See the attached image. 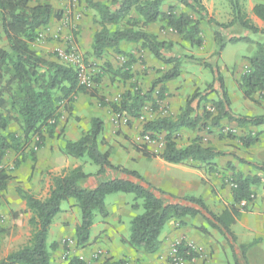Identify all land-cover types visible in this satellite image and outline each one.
<instances>
[{
    "label": "trees",
    "instance_id": "trees-1",
    "mask_svg": "<svg viewBox=\"0 0 264 264\" xmlns=\"http://www.w3.org/2000/svg\"><path fill=\"white\" fill-rule=\"evenodd\" d=\"M83 1L99 16L100 29L93 35L91 55L100 59L110 50L126 59L114 70L109 64L104 63L109 73L112 72L111 79L122 82L131 80L133 78L131 68L140 61L134 55L124 53L120 46L122 43L139 46L157 62L169 68L152 81L148 91L131 84L129 89L121 94L118 102H107L98 94L102 75L97 77L99 80L94 79L95 86L90 88L80 83L79 72L74 67L55 61L53 55L40 56L33 49L32 44L36 41L39 31L51 19L60 18V12L54 10L49 0H36L33 4L31 0H0V35L5 42V45L0 47V96L3 89L10 92L14 88V93L9 97V104L17 116L14 120L18 122L21 132L20 135L6 133L0 136V198H3L10 180L9 174L2 166L7 151L11 149L17 154L12 163L13 168H17L28 156L34 161L36 150L43 147L46 138L56 136V127L62 112L71 114L77 95L95 98L100 107H107L117 115L123 114L130 119H137L147 103L156 108L157 103L153 97L156 87L159 86L157 101L165 98L166 84L180 75L181 59L197 61L192 56H175L172 53L175 44L159 40L156 34L146 31L147 26L160 23L163 28L177 35L180 42L190 48H201L204 44L201 35L203 19L216 28L214 41L219 48L215 53L216 57H219L226 43L248 42V38L241 36L224 40L220 29L237 26L241 30L264 35V29L258 28L248 18L240 0H225L232 15L228 23H219L209 17L200 0H180L184 7L200 16L198 19L187 13L176 14L173 6L163 11L162 6L167 0H109V4L93 0ZM251 12L264 22V3H255ZM204 67L209 69L212 82L218 87L219 99L212 103L215 114L204 111L203 120L196 114L192 115L193 102L196 101L198 107L200 102L206 101V96L195 92L187 99L185 107L175 118L169 116L155 118L145 122L142 130L143 134L164 133V148L159 155L163 162L172 165L196 162L207 165L208 172H212L214 160L224 153L213 147L203 146L200 138L179 147L176 143L177 132L181 129L195 130L201 120H209L210 125L215 128L219 127L220 121L223 120L235 123L238 127L257 128L264 125V115L233 114L219 69L206 63ZM237 88L245 100L253 102L256 94L264 100V43L256 44L255 54L247 59V70L240 76ZM0 104L3 106L1 97ZM10 120H12L10 116L0 115V131L7 130ZM103 125L100 118H91L88 131L76 141H63L60 153L75 159L86 158L98 167L96 176L107 172L118 176L101 181L92 190H86L81 188L80 183L89 177V174L84 173L79 166L53 176L51 188L44 199H37L16 188L18 197L25 202L31 214L28 220L30 237L26 245L0 259V264H52L51 253L57 250L58 244L54 242L47 245V236L54 217L61 212V202L66 200H72L80 211L81 220L75 227L74 237L78 246H84L89 241L90 229L94 225L96 215L102 219L108 217L105 198L113 194H131L134 197L131 209L137 211L140 206L142 208V213L130 221L129 237L123 241L130 248L154 254L161 247L160 236L168 222L184 217L201 216L209 227L216 229L226 239L234 255L233 264H242L235 256L236 237L231 231V226L243 212L248 211L247 205L253 197L252 187L258 185L261 179L255 175H235L233 180L235 187L231 194L232 204L220 214H215L207 208L200 197H177L152 186L138 172L113 165L109 160V152H101L99 149V145L102 144L99 137L103 132ZM200 126L206 127L205 123ZM228 136L234 137L231 134ZM33 140L32 147L25 153V148ZM240 142L244 147L253 146L258 143V135L253 136L249 133L241 137ZM137 151L146 158L155 157L144 146L137 147ZM239 162L264 173V163H250L242 159H239ZM138 201H141L140 206ZM242 202H245V205H241ZM12 215L17 219L20 213L14 212ZM199 231L203 234L208 232L204 228ZM239 249L244 259L246 246L240 245ZM196 257V252L184 242L175 248V258L182 262H191ZM68 264L85 263L73 257L69 259Z\"/></svg>",
    "mask_w": 264,
    "mask_h": 264
},
{
    "label": "rangeland",
    "instance_id": "rangeland-1",
    "mask_svg": "<svg viewBox=\"0 0 264 264\" xmlns=\"http://www.w3.org/2000/svg\"><path fill=\"white\" fill-rule=\"evenodd\" d=\"M64 1L65 6L67 5L71 12H68V10L62 9L60 7L58 8V6L54 7L55 11L60 12V19H62L64 23L68 24L70 20L72 21L73 13L84 14L83 7L85 6L80 7V3H85L87 5L85 1ZM100 1H105L107 4H109V0ZM200 1L201 4L207 8V12H212L211 16L217 22L228 23L231 20V9L225 0ZM250 1L252 3H264V0ZM34 2H36V0H31L32 4ZM240 2L242 4L243 10L245 11L249 0H240ZM73 4L75 5L74 9L78 7L80 9H76L73 12ZM169 6H173L175 8L176 14L187 13L194 19H198L200 17L199 15L193 13L190 9L184 7L180 0H167L162 6V10L166 11ZM86 8L90 7L87 5ZM77 18L80 19V16ZM201 27V35L204 39L203 46L201 48H190L186 44L180 42L177 35L172 33L169 29L163 28L162 24L155 23L151 25V29L157 33L156 35L159 40L171 41L175 44L172 48V53L175 56H192L197 61L181 59L180 75L177 79L166 84V93L163 100L157 101V90L159 86L155 88L153 97L157 103L156 108H153L151 103H147L141 111L139 118L137 119H130L123 114H115L113 120V131H115V137L118 139L115 140L116 143H122L124 145L121 146L122 150L120 152L121 155H123V158H125V156L131 155L129 149L137 151V147L144 146L146 148V144H150L155 151H158L161 147H164V133L143 134L142 126L145 122L158 117L169 116L175 118L185 107L187 99H189L195 92L200 93L201 96H206V101L200 102L198 107L196 106L197 102L194 101L192 104V108L194 109L192 115L196 114L199 117H202L204 111H209L213 115L215 114L212 110V103L219 99L218 87L216 83L212 82L211 73L209 69L204 67V63L216 66L219 69L224 80L230 102V109L233 114L244 116L264 115V100L260 98L258 94L254 95L253 102L245 100L237 88V83L240 79V76L247 70V59L255 54V46L257 43H264V35L241 30V28H238L237 26L220 29L224 40H227L231 37L241 36L243 38H248V42L240 41L237 43H226L223 50H221L219 57H216L215 53L219 51L218 45L214 41V33L216 28L209 25L203 19L201 20ZM44 28L45 27L39 31L38 37L34 44H32V47L37 45L39 46V44L43 43L48 44L50 42L51 38L45 36L44 32L46 30H44ZM78 29L79 28L77 24L68 27L66 37H58L57 42L64 43V48L61 49H63V53L66 54V56H68L72 47H76L77 53L79 54L77 59L84 67L82 75H84L86 81L89 82L88 87L93 88L95 86L94 79L100 75H102L101 85L103 83H118V86H115L114 89H112L113 87L108 86L111 91H114V94H108V99L107 97H103L107 101H115V99H117L115 102H118L121 94L129 89L131 84H136V86H138V88L141 90L148 91L151 88L152 81L158 78L169 68V66L160 62H157V65L155 66H147V61H145V57H143L141 54L143 50H141L139 46L134 44H124L121 46L122 51L127 54L133 53L132 55H134L136 58L138 57L140 61L137 65L134 64L131 68V74L133 76L131 80L122 82L120 80L118 81L111 79L112 72L109 73L107 70L108 68L104 63L109 64L114 70L115 68L119 67L122 62H125L126 59L121 55L114 56V53L112 54L110 50L106 51L102 58H94L91 53L85 52L84 49L78 45L79 41L81 42V35ZM88 31L89 32L88 35H86V38L92 34L91 30ZM40 35L41 37H39ZM83 42H87V39L84 38ZM4 45L5 42L0 35V47H3ZM49 51L50 52L46 55L56 54L57 56V50ZM136 53H139L140 56H137ZM59 60L63 65L74 67L72 63H69L67 60ZM97 79L99 80L100 78ZM101 85L98 88V94L100 93ZM12 93H14V88L10 92L5 91L4 89L1 92L0 97L2 98L3 106L0 104V115H8L12 120H10L7 130L5 132H0V136L5 135L6 133H14L16 135L21 134L18 122L14 120L17 116L13 109L10 108L11 106L9 104V97L12 95ZM88 116L89 115L87 113L82 112L79 113V116L70 114L65 121V125L70 122L79 125L78 128H82L85 122H87ZM202 120L198 128L195 130L181 129L178 131L176 134V143L179 147H184L194 139L200 138L201 144L203 146H210L224 153L223 156L214 160V164L212 165V169L214 171L208 172L209 169L207 165L196 162H187L184 165H172L167 163L165 164V162L155 164L157 162H154L153 159H144L140 161L128 162L123 160V163L129 170L139 172L140 174H144V170H149L151 174L158 175L160 179L171 175L176 177V179L190 178L192 181H197L200 184L199 186L197 185L195 192L202 194V197L203 193L205 196L209 195V200H206L207 202L204 203L206 204L207 208L214 213L220 211L221 206L224 205L225 202L230 198L229 196L232 194V189L235 187L233 182L235 175L241 174L245 176L248 173L257 170L253 167L240 163L239 159L250 163H264V149H256L254 148L255 145H253L254 147H244L240 142L241 137H244L250 133L253 136L258 135L259 144L261 142L260 139H262L264 135V125L257 128L249 126L238 127L235 123L223 120L220 121L219 127L215 128L210 125L209 120ZM202 123H205L206 127H201L200 125H202ZM70 129L71 128H69V131ZM229 134L233 135L234 137L228 136ZM150 137H152V139ZM113 141L114 140H112V142ZM33 143L34 140L31 141L27 148H25V153H28ZM106 144L107 143H105L104 140L101 148H107ZM37 151L38 150H36V152ZM262 159L263 161H261ZM71 160L72 158L69 161ZM84 161L87 162L88 160L85 158ZM12 163L13 162L11 161V163H9L6 167L2 165L6 169L9 176L10 172L12 171L9 167L12 166ZM89 168L92 170H98V167L92 163L89 165ZM85 170L88 171V168L86 167ZM252 191L253 197L250 203L247 205L248 211L243 212L237 219V222H235L236 224L231 226V231L236 237L235 256H237L242 264H264V235L262 237V234H260L261 231L256 226V216L254 215V213L261 214L263 216L261 221L264 223V183L260 182L258 185L253 186ZM119 195L124 197V204L127 202L126 206L130 204L132 205L134 203V197L131 194L109 195L105 198V207L110 214H112L115 208H117L115 204H120V202L117 201ZM175 196L185 197L188 195L181 196L175 194ZM71 203H73L72 200L62 201L60 208L61 210H64V212L68 211L70 213L68 214V222L69 226L73 228L74 222L77 221L80 223L81 214L78 208L75 206H70ZM137 203L139 206L141 205V201H138ZM0 211L4 216L6 210L0 208ZM27 211L28 210H26V212ZM130 211L132 212L133 210L131 209ZM61 212L54 217L53 221L55 226L52 228L50 227V232L48 233L46 241L47 245H51L58 240V242H56L58 244L57 250L52 251L51 253L52 264H68L69 259L73 257L78 258L85 264H233L234 261V255L231 253L226 239L216 229L209 227L201 216L189 217V221L187 223L180 222V220H171L169 222L170 231L167 234V237L164 239V245L162 242L161 247L156 253L147 254L140 249L130 248L123 241H121V248L117 247L115 249L107 248L103 243L99 242V238L101 237V233L99 232L104 228L107 222L110 225L109 229L116 228V225H114L113 221L111 219L109 220V215L105 219H102L99 215H96L94 225L90 229L89 241L84 246H78L75 241L74 233L71 236V232L62 231V229L57 226V223L62 222L64 217V212ZM134 212L136 215L142 213L141 206L139 210ZM20 214V219H23L25 213L20 212ZM10 216L11 215H9V217ZM9 217L6 216L5 222H3V218L0 221V259H3L10 253L17 251L28 242L27 236L25 234L26 231H23L21 226L17 228L8 224L7 221L9 220ZM128 218L129 217L123 218V223L120 228V234L123 236L129 235ZM11 219L13 221L15 218L11 217ZM187 225H190L192 234H199L202 239L200 244L187 243L185 240L181 241L197 254V257L191 262H182L175 260L174 258V249L176 243H181L179 241L181 237L171 239L169 236L172 232L177 231L179 227ZM166 227L167 225L165 228ZM169 228H167V230ZM201 228L206 229L208 231L207 234L201 233L199 231ZM27 231V233L30 234V227L28 224ZM240 245L246 246L244 259L242 258V254L239 249ZM124 246L126 248H124ZM161 251L163 252L161 253ZM113 255H117L119 258L117 260H113L115 257Z\"/></svg>",
    "mask_w": 264,
    "mask_h": 264
},
{
    "label": "crops",
    "instance_id": "crops-1",
    "mask_svg": "<svg viewBox=\"0 0 264 264\" xmlns=\"http://www.w3.org/2000/svg\"><path fill=\"white\" fill-rule=\"evenodd\" d=\"M96 1H100V0H93V2H96ZM49 2L53 8L58 6V8L60 7L62 9L68 10V12H71L70 8L67 7V5L65 6L64 0H50ZM100 2L103 4H107V2L105 1H100ZM57 4H60V5H57ZM254 4L255 2L252 3L249 0V3L247 4L245 11L247 12L248 18L258 28L264 29V22L260 21L255 16H253L251 12ZM74 6L75 5L73 4V12L76 9L77 10L80 9L79 7L74 9ZM80 7H83L84 14H80V13L74 14L73 13L72 21L70 20L68 24L64 23V21H62V19L60 18L58 20L53 18L49 21V23L44 28V30H46L44 34L45 36H48L49 38H51L50 42L48 44L43 43V44H39V46L38 45L33 46V49L40 56L48 57V55L46 54L50 52L49 50H52V51L57 50V51L63 52V49L61 48H64V43L57 42V38L66 37L68 27H71L74 24H77L79 28L78 30L81 35V42L79 41L78 45L82 49H84L85 52L91 53L93 35L95 34V32H97L100 29V25L98 24L99 16L97 12L93 10L92 8H86L87 5L85 3H80ZM205 9L207 10V8ZM207 13L209 17H212L211 16L212 12L208 11ZM79 16H80V19L77 18ZM151 25L146 27V31L157 34L151 29ZM88 30H91L92 34L91 36L89 37L87 36L86 38V35H88V32H89ZM84 38L87 39V42H83ZM124 44L125 43H122L120 46ZM111 53L113 54L112 51ZM141 54L143 57H145V61H147V64H148L147 66L157 65V61L149 53L143 51ZM113 55L117 56L115 54ZM136 55L140 56L139 53H136ZM53 59L61 63L59 58L56 56V54L53 55ZM136 59H138V57ZM123 63L124 62H122L120 65H122ZM138 63H136L135 65H137ZM108 86L113 87L112 89H114L115 86H118V83H115V84L103 83L101 85L100 87L101 90L99 94L102 97H107V99H108V94H114V91H111ZM105 101L107 100L105 99ZM115 101H117V99H115ZM115 101H107V102H115ZM80 112L87 113L89 115L87 117V122H85L82 128H78L79 125H76L75 123H70V122L67 125H65V121L69 115L67 113L62 112L61 117L59 118L58 126L56 127V136L53 138H46V140L44 141L43 147L40 148L35 153L34 161L32 160L31 156H28L24 159V161L17 168H13V170L10 172L11 180L7 184V188L3 193V198H0V208L1 209L3 208L4 210H6V212H5V215L3 216V214L0 211V216H1V220L3 218V222H5L6 216L9 217V215H11L9 217V220L7 221L8 224H10L13 227H17V228L21 226L23 231L24 230L26 231L25 234L27 236V240H28V237H30V234L27 233L28 232L27 224H28V220L30 219L31 214L28 211L26 212L27 210L26 204L23 200H21L18 197L16 193V188L22 189L23 191L33 195L37 199H44L47 197L49 190L51 188V178L53 176L60 175L65 170L74 169L79 166L82 167L84 173L89 174V177H87L85 180H83L80 183L81 188L86 189V190H92L95 187H97L101 181H105L110 178H114L118 176L115 173H108V172L104 173L101 176H96L97 169L92 170L89 168V165H91V162L89 160L85 162L84 161L85 158H83L84 160L81 159L82 161L79 159L72 158V160L69 161L71 157L64 156L60 153V147L63 145L62 141L64 140V141L73 142V141L78 140L79 137L83 133H86L88 131L89 121L91 118L98 117L103 121L104 129H103L102 134L99 137V142L102 141L103 143V141L105 140V143H107L106 144L107 148H104V149L101 148L102 144H100L99 149L101 152H106V151L109 152V160L113 165L127 168V166L123 163V160H125V162H128V161H140L144 159L146 160L153 159L154 162H157L155 164H160L161 162H163L159 158V155L162 153L164 147H161L158 151H155L153 150L150 144L145 145L146 149L147 151L155 155L156 158H146L140 152H137L131 149H129L131 152V155L125 156V158H123V155H121L120 152L122 150L121 146H124V145L122 143L121 144L116 143L115 140H118V139L117 137H115V131H113L114 130L113 120H114L115 114L112 113L107 107H100L98 104V101L95 98H92V97H89L83 94L77 95L75 97V102L73 103V110L71 114L74 116H79ZM68 127L71 128L70 131ZM112 140L114 141L112 142ZM260 140L261 142L259 144L258 143L255 144V147L253 146L254 148L264 149V135H263V138ZM110 147H111V150H110ZM15 158H16V153L11 149L8 150L2 162V165L6 167L9 163H11V161L13 162ZM261 161H263V159ZM86 167L88 168V171L85 170ZM140 175L143 176L145 180L149 182L152 186L158 189L164 190L167 193H170L172 195H175V194L181 195V196L196 195L194 197H197V196L201 197L205 203L207 202L206 200H209V195L205 196V194L203 193V197H202L201 196L202 194L195 192L197 185L199 186L200 183H198L197 181L196 182L192 181L190 178L176 179V177L169 175L166 178L160 179L158 175L151 174L149 170L148 171L144 170V174H140ZM247 175L258 176L261 179L260 182L264 183V173L260 171L254 170L253 172H250ZM229 197L230 198L226 201L227 204L225 202V204L221 206L220 211L214 212L215 214H220L227 206L232 204V198L231 196ZM117 201H119L120 204H115L117 208H115L114 212L110 214L107 211L109 214V217H108L109 220L111 219L113 221L114 225H116L115 226L116 228L109 229L110 225L107 222L104 228L100 230L99 232L101 233L99 242L103 243L107 248H114V249L117 247L121 248L122 246L121 241L127 240L129 237V235L123 236L120 234L121 233L120 228L123 223V218L129 217L128 221H129V227H130V221L132 220L134 216H136V213L134 212V210L132 212L130 211L131 204L128 206H126L127 202L124 204L123 196L119 195ZM70 206H74V202L71 203ZM61 211L64 212V210H61ZM14 212L25 213L23 216V219H20L21 218L20 217L21 214H20V216H18V219H14L12 221L11 217L14 218L12 215V213ZM68 214H70L68 211L64 212L63 220L62 222L57 223V226H59L62 229V231L71 232V236H72L74 233V227H76L75 225H78L79 223L76 221L73 223V228L70 227L69 222H68V217H69ZM254 215L256 216V226L261 231L260 234H262V237H263L264 223L261 221L263 216L261 214H256V213H254ZM188 221H189V217H184L180 219V222H183V223H187ZM169 224L170 223L168 222L167 227L166 228L164 227L165 229H163L161 233V236H160L161 245H162V242L164 245V239L165 237H167V234L170 231ZM54 226H55L54 221H52L50 227L52 228ZM167 228L169 229L167 230ZM49 232H50V228H49ZM169 237L171 239L181 237L179 240L180 242L185 240V242L193 243V244L194 243L200 244L201 239H202V237L199 234H192L190 225L179 227V229L175 232H172ZM55 242H58V240ZM263 242H264V239H263ZM124 248L126 247L124 246ZM162 252L163 251H161V253ZM113 256H115L113 260H117L119 258V256L117 255H113Z\"/></svg>",
    "mask_w": 264,
    "mask_h": 264
},
{
    "label": "built area",
    "instance_id": "built-area-1",
    "mask_svg": "<svg viewBox=\"0 0 264 264\" xmlns=\"http://www.w3.org/2000/svg\"><path fill=\"white\" fill-rule=\"evenodd\" d=\"M39 37H41V35ZM69 52L70 53L68 54V56H66V54H64L62 51H57V56L61 60H67L69 63H72L74 68L79 72V81H80V83L81 84H86L87 86H89V82L86 81V79L84 78V75H82V73L84 71V67L81 64V62L77 59L79 54L77 53L76 47H72ZM9 168L11 170H13V166H11ZM241 205H245V202H242ZM179 244L180 243H176V246L179 245ZM176 246H175V248H176ZM174 258H175V249H174ZM175 260H178V259L175 258ZM178 261H180V260H178Z\"/></svg>",
    "mask_w": 264,
    "mask_h": 264
}]
</instances>
